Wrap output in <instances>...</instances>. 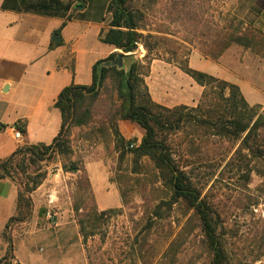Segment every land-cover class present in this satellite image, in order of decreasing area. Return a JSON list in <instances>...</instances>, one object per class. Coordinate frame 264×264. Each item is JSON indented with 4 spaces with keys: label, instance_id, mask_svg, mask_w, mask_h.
<instances>
[{
    "label": "rangeland",
    "instance_id": "1",
    "mask_svg": "<svg viewBox=\"0 0 264 264\" xmlns=\"http://www.w3.org/2000/svg\"><path fill=\"white\" fill-rule=\"evenodd\" d=\"M257 1L134 0L132 6L144 13L147 30L142 32L153 35L152 43H156L150 65L142 44L134 52L148 69L145 81L152 100L167 108L197 106L204 89L193 82L188 85L186 81L194 80L181 69L188 64L204 70L197 59L190 63L192 57L213 62L209 69L213 73H207L238 85L247 102L261 105L260 112H264V49L232 44L219 59L207 56L218 51L222 27L232 20L235 29L264 39V11ZM114 85L110 75L98 99H87L77 114L86 122L67 123L70 152L66 156L50 152L39 161L31 157L28 145L19 146L26 151L13 161L12 180L19 191L25 192L33 180L44 176L35 190L26 192L30 216L5 229L0 258L13 255V264H142L137 255L140 233L151 222L150 212L171 200V191L149 157L139 159L138 173L132 170L134 149H121L125 157L119 160L112 134ZM84 112L90 120L82 117ZM167 134L172 158L185 166L189 179L213 208L228 264H264V163L254 164L262 176L253 172L245 177L246 168L228 163L238 142L215 135L213 128L200 127L192 118ZM96 160H102L101 168L109 179L104 184L110 188L105 209L97 204L86 168ZM72 162L85 173L65 171L64 166ZM159 211L161 218L149 243L160 252L144 264H211L196 211L181 202L171 209L162 204Z\"/></svg>",
    "mask_w": 264,
    "mask_h": 264
},
{
    "label": "trees",
    "instance_id": "2",
    "mask_svg": "<svg viewBox=\"0 0 264 264\" xmlns=\"http://www.w3.org/2000/svg\"><path fill=\"white\" fill-rule=\"evenodd\" d=\"M77 2V8H84L87 0H71ZM134 0H110L107 12L110 15L109 28L101 33V41L114 46L124 54H131L138 50L142 44L147 51L145 59L148 65L154 59L156 43H152L153 35L144 34L147 30L144 23V13L132 6ZM233 20L222 27L219 35L218 51L209 52L207 56L219 59L224 51L232 44L243 46L244 48L255 47L260 51L264 49V39L249 35L248 32L234 28ZM117 53H112L107 60H111ZM158 56V55H155ZM103 61L95 64L93 68V82L91 85H70L62 90L55 102L62 114V125L59 134L50 145H28L26 147L33 159L43 160L50 152H57L66 156L70 152L67 139V123L73 121L77 124L86 122V119L78 118L79 110L85 105L88 98L97 100L101 89L109 76L115 82L116 103L111 119L113 123V136L115 146L119 150V160L125 157V152L121 151L127 144L135 142L134 139L124 138L118 128L120 121L129 124H137L144 130V135L138 147L133 150L134 167L133 172H140L138 161L141 157L147 156L153 161L154 167L158 170L160 177L171 191V200L158 204L150 212L151 222L146 225V230L141 236V243L138 249V257L142 264L151 258L150 255L157 256L160 252L155 245L150 244V234L156 225V220L161 218L160 207L167 204L171 209L174 204L181 202L196 211V215L201 223V229L205 236V247L211 257V264H228L229 257L218 229V223L212 206L202 197L200 191L193 185L188 176L185 166L178 165L166 144L167 132L180 129L185 122L195 120L200 127L213 128L215 135L222 138H229L238 142V145L229 160V164H235L238 168H246L245 177L255 172L262 176V173L254 168V164L264 163V112L261 105L251 106L245 99L240 87L229 81L215 77L207 72L191 68L188 64H183L181 69L195 82L203 87L201 99L196 107L177 106L167 108L157 104L152 100L145 77L148 69L142 67L139 59L132 62L129 69H118L117 67H101ZM188 110L190 113H185ZM191 112L193 115H191ZM89 113H82L83 118H88ZM90 120V118H88ZM88 120V121H89ZM193 141V140H192ZM19 148V147H18ZM7 159L0 163V180L12 178L14 158L22 152L18 149ZM65 171L83 172L76 164L71 163L69 167L64 166ZM41 176V175H40ZM44 176V175H43ZM43 176L32 181V187L24 191H19L17 210L9 223L25 221L31 214V202L26 192H32L41 183ZM88 182V179H87ZM80 208L76 207L79 212ZM9 223L6 229L9 227ZM84 221H80L81 229L84 231ZM172 231H170L171 233ZM169 233V234H170ZM174 244V242H172ZM171 244V247L172 245ZM12 244L9 240V252ZM168 253V251H167ZM166 254V251H165ZM13 255L0 258V264H13Z\"/></svg>",
    "mask_w": 264,
    "mask_h": 264
},
{
    "label": "crops",
    "instance_id": "3",
    "mask_svg": "<svg viewBox=\"0 0 264 264\" xmlns=\"http://www.w3.org/2000/svg\"><path fill=\"white\" fill-rule=\"evenodd\" d=\"M109 1L87 0L79 9L71 0H0V163L20 145H50L62 125L61 111L55 107L62 90L73 84L91 85L95 64L120 52L101 41V33L109 28ZM257 2L263 12L264 0ZM193 59L201 62L202 71L213 73L209 70L213 62L191 57L190 63ZM13 126L20 127L22 140H15ZM119 129L124 138L140 144L144 130L139 125L120 121ZM101 161L86 168L97 204L105 209L110 188L104 185L109 179ZM18 194L12 179L0 180L2 247L6 226L16 214ZM38 194L36 190L34 195ZM113 194L116 200L117 193Z\"/></svg>",
    "mask_w": 264,
    "mask_h": 264
},
{
    "label": "water",
    "instance_id": "4",
    "mask_svg": "<svg viewBox=\"0 0 264 264\" xmlns=\"http://www.w3.org/2000/svg\"><path fill=\"white\" fill-rule=\"evenodd\" d=\"M137 57H135L134 53L124 54L123 52H118L115 57L111 60H105L100 65L101 67H117L118 69H126L128 70L131 63L135 62Z\"/></svg>",
    "mask_w": 264,
    "mask_h": 264
},
{
    "label": "built area",
    "instance_id": "5",
    "mask_svg": "<svg viewBox=\"0 0 264 264\" xmlns=\"http://www.w3.org/2000/svg\"><path fill=\"white\" fill-rule=\"evenodd\" d=\"M11 130L13 132L15 140H17V141L22 140L23 134H22V131H21L19 126H13V127H11ZM137 147H138V144L135 142H131V143L127 144V146H126V148L129 150H133Z\"/></svg>",
    "mask_w": 264,
    "mask_h": 264
}]
</instances>
